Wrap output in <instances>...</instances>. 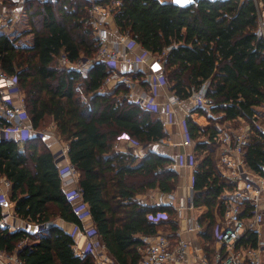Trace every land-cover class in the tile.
I'll return each mask as SVG.
<instances>
[{
	"label": "trees",
	"instance_id": "16d2710c",
	"mask_svg": "<svg viewBox=\"0 0 264 264\" xmlns=\"http://www.w3.org/2000/svg\"><path fill=\"white\" fill-rule=\"evenodd\" d=\"M22 1L30 26L23 34H32L33 43L18 46L16 38L0 32V68L17 77L32 127L39 130L52 122L67 144L68 161L78 172L83 201L109 256L117 264H138L139 235L161 230L171 239L179 236L172 206L147 205L137 197L155 188L172 192L179 183L177 170L167 168L172 158L150 150L167 136L163 120L155 110L128 102L123 83L101 91L111 73L107 62H93L85 75L58 65L61 54L73 63L97 53L89 0ZM115 1L97 3L113 7L112 21L119 34L128 31L152 53L171 47L163 64L171 92L186 100L192 88L209 82L206 95L215 102L216 117L195 108L199 119L189 116L185 125L196 163L192 200L207 207L200 221L204 237L212 241L216 219L225 210L223 193L234 186L216 169V123L233 128L249 124L244 161L254 174L264 162V133L254 125L260 117L258 108L264 107V37L258 32L264 0L261 6L253 0H201L188 6L167 0H118V5ZM122 73L148 88L143 72ZM0 123L6 124L1 117ZM123 136L147 149V155L137 162L128 143L127 151L117 150ZM1 179L9 182L14 215L42 228L0 227L1 251L17 255L24 264H94L93 252L76 254L74 235L56 225L57 219L79 228L82 222L66 199L55 154L44 137L30 134L22 147L18 139H0ZM159 211L167 217L151 221L148 214ZM4 215L0 199V219ZM250 237L255 240L254 234Z\"/></svg>",
	"mask_w": 264,
	"mask_h": 264
},
{
	"label": "built area",
	"instance_id": "2783aa9c",
	"mask_svg": "<svg viewBox=\"0 0 264 264\" xmlns=\"http://www.w3.org/2000/svg\"><path fill=\"white\" fill-rule=\"evenodd\" d=\"M4 1V0H3ZM88 8L94 35L98 43L97 53L93 58H81L76 62H70L64 54L58 58V65L63 68H72L86 74L93 62L105 61L111 68V73L105 79L101 91L106 90V85L113 82L123 83L127 87L124 94L128 102H134L141 106L149 107L157 113L167 112L168 118L163 121L164 130L169 133L174 123L183 126L184 142H190L187 135L185 119L191 117L190 112H186L180 118L175 117V107L181 106L183 99L170 92L169 96L162 104L155 100L158 88L166 87L169 89L167 76L164 72V62L166 53L171 47L163 50L162 53H152L144 48L135 58H130L128 52L134 46H141L130 33L126 32L119 38L112 39L113 33L105 24L108 23L106 17L112 13V6L109 4L101 5L98 0H89ZM164 2V0H158ZM257 6H261L260 0H253ZM19 4L18 10H22L23 1L16 0ZM119 1H115L118 5ZM259 8V7H258ZM12 9L3 4L0 0V27L10 30L14 22ZM259 34L264 37V18L259 10ZM10 28V29H9ZM113 30V29H112ZM0 32H2L0 30ZM5 33V32H4ZM7 34V33H6ZM121 46H124L122 49ZM152 59L154 65L148 64V59ZM119 61L125 62L131 66L132 72H143L144 66H149L150 71L146 72L145 79L148 83V90L140 93L135 91V81L127 74L122 73L117 68ZM156 67V68H155ZM209 82L196 90L192 88L188 99L193 100L196 108L201 109L207 115L215 117L212 111L215 102L206 95ZM20 92L17 87V77L9 75L0 68V117L6 124L0 123V139H18L19 145L30 133L45 137V133L36 131L29 120L24 104V98L16 101L13 94ZM84 97V96H83ZM85 99V97H84ZM25 115L27 126L23 125L22 116ZM259 118L254 120V125L260 132L264 133V126L259 123ZM239 131L231 128L218 126V132L214 136V141L219 145L218 160L216 169L221 176L229 182L234 183L232 190H225L223 216L216 219L214 239L211 241L205 238V225L200 221L203 216L200 206L194 205L192 196L189 200H184L180 205L175 204L174 192H162L155 202L148 204L151 206H172L176 210V218L183 223V231L192 234L193 237L171 239L165 232L158 230L153 235H139L141 241L140 260L138 264H264V162L260 165V173H252L245 161L244 153L247 144L248 135L251 131L249 124L240 127ZM120 141H125L132 147V153L135 157H143L139 146L131 142L127 136L121 137ZM21 146V145H20ZM22 147V146H21ZM64 158V159H63ZM67 147L56 155L57 166L60 172L62 187L67 201L71 204L74 213L82 222L80 230L86 238L84 245L77 240L73 245L76 254H84L87 251L95 255L94 264H117L107 253L105 245L96 232L94 226L85 225V219L90 215L89 207L83 201L82 189L78 185V172L75 167L66 160ZM66 160L65 163L62 161ZM187 167L195 169L192 156L189 154L184 159ZM9 187V182L5 179L0 180ZM193 187V175L191 176V188ZM8 190V189H7ZM1 204L7 199L8 195L0 189ZM144 203V202H143ZM145 204V203H144ZM195 210L189 216L188 211ZM7 215V213H6ZM4 215L0 219V227L7 228L9 231H15L16 228L11 221ZM151 221L157 222L165 219V211H159L156 215L148 214ZM35 230H42L36 224L31 223ZM45 225L44 227H46ZM79 228V227H78ZM30 231L28 228H23ZM255 235V240L250 237ZM0 264H24L15 254H7L0 250Z\"/></svg>",
	"mask_w": 264,
	"mask_h": 264
},
{
	"label": "crops",
	"instance_id": "0c3cea01",
	"mask_svg": "<svg viewBox=\"0 0 264 264\" xmlns=\"http://www.w3.org/2000/svg\"><path fill=\"white\" fill-rule=\"evenodd\" d=\"M111 27H113L112 28L113 32L115 31V34H116L117 30H116V27L114 26L113 21L111 22ZM32 43H33L32 34H28L27 37L25 36V37H19V38L17 37L16 38V45H18V46H29V45H32ZM132 52L134 54L139 53L140 49L136 48ZM133 53H130V54L133 55ZM152 62H153L152 59L149 58L148 64H151ZM118 63H119V68L118 67L117 68L119 69V71L124 72V71L131 70V66L129 64L122 62V61H119ZM151 65H154V63H152ZM149 68H150L149 66H144L143 73L146 74V72H149L150 71ZM144 79H145V76L143 77V80ZM144 81L147 83L146 80H144ZM147 90H148V88H142L139 86L138 83L135 84V91L136 92L140 93L142 91H147ZM170 92L171 91L167 88H158L156 91L155 100L158 103L162 104L163 102H165V100L169 96ZM195 108L196 107H195L194 103L191 100L186 99L182 102L181 106L175 107V117L180 118V116H184V114L186 112H190L192 114L191 117L193 119L198 120L199 114L194 112ZM158 116L164 121L168 118V113L160 111L158 113ZM211 117H213V116H211ZM216 125H217V127L222 126L219 123H216ZM54 131H55V129L52 132L54 133ZM30 134H32V133H30ZM57 136H59V134ZM44 138L46 139V142L48 143V145L50 146L51 150L54 153H56L60 144L63 146L65 145V147L67 145L66 143L64 144L62 140L60 141V143H58V140L54 136H53V138H51V137H44ZM20 145L22 146L23 142H21ZM127 148L128 147H127V144L125 143V141H119L118 145L116 147V149L120 150V151H127ZM192 149H193L192 143H190V142L185 143L184 142V130H183L182 125H180L178 123L173 124V126L170 129V132L167 133L166 137H164L163 139H161L158 142L153 143L150 146L151 151H154L157 154H162V155L171 157L173 162L171 164H169L167 166V168L172 167L175 170H177V172L179 173V183L177 185V188L174 191H172L175 193V196H176V199H175L176 205H180L184 200L185 201L189 200V196H192V194H193V188H191V176L193 174V168L187 167L184 164L185 157L192 152ZM139 150L145 156L148 153L147 149H145L144 147H140ZM145 156L136 157L137 162L142 160ZM66 160L68 161V158H66ZM66 160H63L62 162L65 163ZM161 193H162V191H160L158 188H155V189H152V190H150L146 193H143L137 197L142 202H144L145 204L148 205V204L155 202L157 197ZM2 205L4 207L5 215L7 213V215H6L7 219L9 221H11V223L14 226H16V228H28L30 231L35 229L31 223L24 221V220H21L14 215L13 203L10 202L8 199ZM200 209H202V211ZM200 209L199 210L201 212L205 213V211L207 210V207L204 205H200ZM194 212H195V210H190V211H188V215L191 216ZM177 221L179 224L178 235H180V237L184 238V239L189 238V237L190 238L193 237L192 234L184 232L183 226H182L183 223L181 221H179L178 219H177ZM84 223L88 227L93 225L90 215L85 219ZM56 225L59 226L60 228L64 229L66 232H69L72 235H74V239L77 240L81 245L85 244V242H86L85 236L83 235L80 228H78L74 224L67 223L62 219H57Z\"/></svg>",
	"mask_w": 264,
	"mask_h": 264
},
{
	"label": "rangeland",
	"instance_id": "374dc122",
	"mask_svg": "<svg viewBox=\"0 0 264 264\" xmlns=\"http://www.w3.org/2000/svg\"><path fill=\"white\" fill-rule=\"evenodd\" d=\"M167 1H170V2H173V0H167ZM2 3L3 4H7L11 9H12V15H13V17H14V22H13V24H12V27H11V29L10 30H8V29H5V28H1L0 27V30L2 31V32H5V33H7V34H9L10 36H11V38H19V37H27L28 36V34H23L24 32H26L27 30H29L30 29V26H29V21H28V18H27V15H26V13H25V8H24V3H22L23 4V7H22V10H19V11H17L18 10V7H19V4H17V2H14L13 4H10V3H6L5 1H3L2 0ZM89 12V11H88ZM106 20H107V22L108 23H106L105 24V26L108 28V29H110V24H111V22H112V14H109L107 17H106ZM92 27H93V25H92ZM112 28L113 27H111V29H110V31L111 32H113V30H112ZM126 32H128V31H126ZM126 32H124V33H122V34H119L118 32L115 34V31L110 35V37L112 38V39H117V38H119V37H121V36H123ZM129 33V32H128ZM115 36H114V35ZM130 35L132 36V34L130 33ZM114 36V37H113ZM18 44V43H17ZM122 47V49L124 48V46H121ZM136 48H139L140 49V52L139 53H136V54H134L132 51H134V49H136ZM143 47L142 46H138V45H136V46H134V48L131 50V51H129L128 52V56L130 57V58H135L138 54H140L142 51H143V49H142ZM130 53H133V55H131ZM117 67L119 68V63H117ZM135 81V84L137 83V80H134ZM113 86V82H111V83H109V84H107L106 85V90L107 89H109V88H111ZM163 88H166V87H163ZM13 99H15L16 101H18V100H20L21 98H23V94H22V92H16V93H14L13 94ZM189 100H191V99H189ZM192 102H193V100H191ZM182 105V104H181ZM258 110L260 111V118H259V123L260 124H262L263 126H264V107H262V108H258ZM263 112V113H262ZM28 116V115H27ZM22 118L24 119L23 120V125L24 126H27L28 125V122H26L25 121V119H26V117H25V115H23L22 116ZM29 118V117H28ZM30 120V119H29ZM223 127H225V128H231V129H234V130H236V131H239L240 129V127H241V125L240 126H238L237 128L235 127V128H233L232 127V124H228V123H225V124H223L222 125ZM244 126H246V124H244L242 127H244ZM183 127V126H182ZM54 130V125H53V123L52 122H48V124L45 126V127H43V128H41V129H39V130H36V131H41V132H44L45 133V137H51V138H53V136L58 140V143H60V141H61V139H60V137L59 136H57L58 134L56 133V131H54V133L52 132ZM184 130V129H183ZM63 143L65 144V142L63 141ZM66 147H67V145H66ZM63 149H65V145L63 146V145H59V148L57 149V151H56V153H54L55 154V158H56V155H58L59 153H61V151L63 150ZM64 159V158H63ZM56 162H57V159H56ZM0 189H2V190H4V192L5 193H8V190L7 189H9V187H6L5 186V184L4 183H1L0 184ZM201 211H202V209H200ZM207 211V210H206ZM206 211H205V213H206ZM204 213V214H205ZM203 214V215H204Z\"/></svg>",
	"mask_w": 264,
	"mask_h": 264
},
{
	"label": "water",
	"instance_id": "95a60500",
	"mask_svg": "<svg viewBox=\"0 0 264 264\" xmlns=\"http://www.w3.org/2000/svg\"><path fill=\"white\" fill-rule=\"evenodd\" d=\"M201 0H173L172 3L177 4V5H181V6H188V5H192V4H196ZM211 2H215V1H226V0H208ZM58 161V160H57ZM93 232H96V230H93Z\"/></svg>",
	"mask_w": 264,
	"mask_h": 264
}]
</instances>
